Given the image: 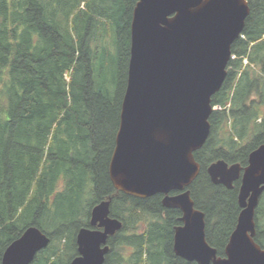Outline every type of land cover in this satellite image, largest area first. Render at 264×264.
I'll return each mask as SVG.
<instances>
[{"label": "trees", "instance_id": "trees-1", "mask_svg": "<svg viewBox=\"0 0 264 264\" xmlns=\"http://www.w3.org/2000/svg\"><path fill=\"white\" fill-rule=\"evenodd\" d=\"M247 1L188 188L217 256L236 224L239 181L230 190L214 185L207 168L219 160L245 167L264 144V0ZM136 2L0 0V264L31 226L50 240L32 264H70L77 232L91 228L92 208L107 199L122 228L109 238L104 264H196L172 251L181 212L164 208L161 194L116 191L108 175ZM260 199L254 240L264 249V193Z\"/></svg>", "mask_w": 264, "mask_h": 264}, {"label": "water", "instance_id": "water-1", "mask_svg": "<svg viewBox=\"0 0 264 264\" xmlns=\"http://www.w3.org/2000/svg\"><path fill=\"white\" fill-rule=\"evenodd\" d=\"M248 14L247 0H137L132 11L126 87L108 175L116 191L136 198L161 194L164 208L181 212L172 251L187 262L264 264V249L254 240L255 211L264 193V144L249 153L245 167L219 160L207 168L214 185L230 190L239 181V212L223 256L208 244L204 213L188 189L199 173L194 153L210 133L212 96L224 82L231 45ZM109 207L107 199L92 208L91 228L77 232V256L70 264H104L108 240L122 228ZM49 241L31 226L7 246L1 264H32Z\"/></svg>", "mask_w": 264, "mask_h": 264}, {"label": "rangeland", "instance_id": "rangeland-1", "mask_svg": "<svg viewBox=\"0 0 264 264\" xmlns=\"http://www.w3.org/2000/svg\"><path fill=\"white\" fill-rule=\"evenodd\" d=\"M260 200H261V199H260ZM58 210L60 211L61 209H58ZM261 212L264 214V210H262ZM262 220H263V221H262V224H264V217L262 218Z\"/></svg>", "mask_w": 264, "mask_h": 264}]
</instances>
